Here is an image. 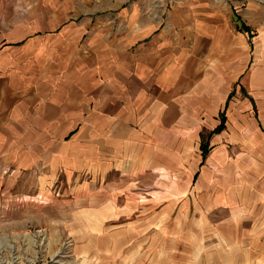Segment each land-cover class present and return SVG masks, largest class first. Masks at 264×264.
I'll use <instances>...</instances> for the list:
<instances>
[{
	"label": "rangeland",
	"instance_id": "obj_1",
	"mask_svg": "<svg viewBox=\"0 0 264 264\" xmlns=\"http://www.w3.org/2000/svg\"><path fill=\"white\" fill-rule=\"evenodd\" d=\"M25 3L0 58L19 53L27 92L79 93L99 59L138 49L148 74L167 63L180 112L135 174L87 172L33 134L0 143V264H264V0Z\"/></svg>",
	"mask_w": 264,
	"mask_h": 264
},
{
	"label": "crops",
	"instance_id": "obj_2",
	"mask_svg": "<svg viewBox=\"0 0 264 264\" xmlns=\"http://www.w3.org/2000/svg\"><path fill=\"white\" fill-rule=\"evenodd\" d=\"M25 5V0H0V45L6 38L13 37L5 29L9 22H25L24 16L20 19ZM32 6L33 11L38 7ZM18 28L15 34L20 39L34 35L24 26ZM57 29L55 25L54 31ZM180 34L176 33V37ZM126 50L120 49L122 57H108L107 64L99 59L98 69L92 67L84 71L86 84L78 87L79 93L69 92L67 87L56 93L52 91L54 85L39 86V93L27 92L23 87L22 62L16 60L19 53H14L15 57L3 52L0 58V143L28 144L25 134H33L34 144L42 141L49 144V156L79 159L83 167H89L87 172L103 176L135 174L138 167H146L145 156L149 154L150 144L156 141L154 131H168L170 117L174 118V113L177 116L180 109L171 101L173 98L170 100L164 81L168 77L167 63L160 64L164 67L158 75L157 71L148 74L145 62L136 58L138 49ZM158 52L161 54L164 49ZM163 59L165 55L160 57ZM111 63L113 66L109 67ZM140 63L144 71L138 70ZM58 135L63 137L58 139ZM40 151L38 149L37 156ZM94 160V164H88Z\"/></svg>",
	"mask_w": 264,
	"mask_h": 264
},
{
	"label": "trees",
	"instance_id": "obj_3",
	"mask_svg": "<svg viewBox=\"0 0 264 264\" xmlns=\"http://www.w3.org/2000/svg\"><path fill=\"white\" fill-rule=\"evenodd\" d=\"M244 28L246 29L247 32L250 31L249 27H244ZM225 123H226V115H225V112H224L223 116H222V122L220 123V125L216 129H214V131L212 132L211 136H213L214 134H217V133H220V132L224 131ZM208 150H209V148L207 147V145L202 146V152H203V156L204 157L209 152Z\"/></svg>",
	"mask_w": 264,
	"mask_h": 264
}]
</instances>
